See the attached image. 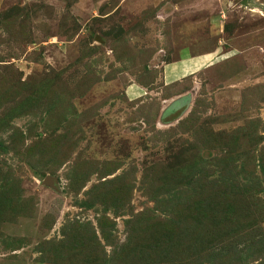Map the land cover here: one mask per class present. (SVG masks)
Masks as SVG:
<instances>
[{"label":"rangeland","instance_id":"obj_1","mask_svg":"<svg viewBox=\"0 0 264 264\" xmlns=\"http://www.w3.org/2000/svg\"><path fill=\"white\" fill-rule=\"evenodd\" d=\"M0 264H264V0H0Z\"/></svg>","mask_w":264,"mask_h":264},{"label":"water","instance_id":"obj_2","mask_svg":"<svg viewBox=\"0 0 264 264\" xmlns=\"http://www.w3.org/2000/svg\"><path fill=\"white\" fill-rule=\"evenodd\" d=\"M54 181L50 178H46L45 181H44V184L46 185H50V186H54Z\"/></svg>","mask_w":264,"mask_h":264},{"label":"crops","instance_id":"obj_3","mask_svg":"<svg viewBox=\"0 0 264 264\" xmlns=\"http://www.w3.org/2000/svg\"><path fill=\"white\" fill-rule=\"evenodd\" d=\"M193 62H195V61H193ZM196 62H198V61H196Z\"/></svg>","mask_w":264,"mask_h":264}]
</instances>
